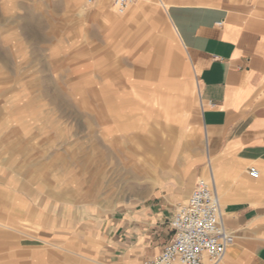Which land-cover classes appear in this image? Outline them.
<instances>
[{
	"label": "rangeland",
	"instance_id": "rangeland-1",
	"mask_svg": "<svg viewBox=\"0 0 264 264\" xmlns=\"http://www.w3.org/2000/svg\"><path fill=\"white\" fill-rule=\"evenodd\" d=\"M77 2L0 0V175L35 207L94 221L146 198L158 176L184 180L200 130L194 78L158 0L122 15L110 5L111 19ZM184 75L188 95L171 85Z\"/></svg>",
	"mask_w": 264,
	"mask_h": 264
},
{
	"label": "crops",
	"instance_id": "crops-1",
	"mask_svg": "<svg viewBox=\"0 0 264 264\" xmlns=\"http://www.w3.org/2000/svg\"><path fill=\"white\" fill-rule=\"evenodd\" d=\"M108 2L95 3L111 19ZM158 2L196 86L201 148L183 158L186 178L158 176L146 198L91 221L70 210L60 218L47 203L35 207L0 175V264H144L172 240L175 210L198 178L212 183L233 236L217 264H264V0ZM184 77L171 85L183 84L188 95Z\"/></svg>",
	"mask_w": 264,
	"mask_h": 264
},
{
	"label": "built area",
	"instance_id": "built-area-1",
	"mask_svg": "<svg viewBox=\"0 0 264 264\" xmlns=\"http://www.w3.org/2000/svg\"><path fill=\"white\" fill-rule=\"evenodd\" d=\"M98 0H84L91 5ZM118 14L124 13L134 0H109ZM252 178L257 176L249 169ZM173 238L155 258L144 264H217L233 236L223 227L215 189L203 178L195 181L187 200L179 205L170 222Z\"/></svg>",
	"mask_w": 264,
	"mask_h": 264
},
{
	"label": "bare ground",
	"instance_id": "bare-ground-1",
	"mask_svg": "<svg viewBox=\"0 0 264 264\" xmlns=\"http://www.w3.org/2000/svg\"><path fill=\"white\" fill-rule=\"evenodd\" d=\"M102 1H105V0H102ZM96 2H97V1H96ZM134 2H135V0H134ZM134 2H133V3H134ZM99 6H100V5H99ZM111 11H112V10H111ZM122 14H123V13H122ZM110 16H111V15H110ZM25 25H26V24H25ZM26 30L29 31L28 28H26ZM29 32H30V31H29ZM108 106H109V105H108ZM108 108H109V107H108ZM109 109H110V108H109ZM113 111H114V109H113ZM108 115H109V114H108ZM108 118H109V121H110V123H111V118H110V117H108Z\"/></svg>",
	"mask_w": 264,
	"mask_h": 264
}]
</instances>
